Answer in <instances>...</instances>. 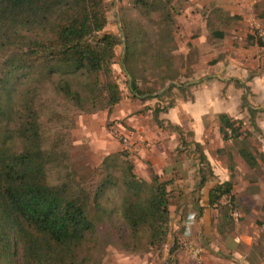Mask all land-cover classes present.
<instances>
[{
  "label": "trees",
  "instance_id": "1",
  "mask_svg": "<svg viewBox=\"0 0 264 264\" xmlns=\"http://www.w3.org/2000/svg\"><path fill=\"white\" fill-rule=\"evenodd\" d=\"M134 5L159 14L158 37L170 53L174 20L166 4L134 0ZM224 14L214 6L210 17L217 22L206 23L218 41L225 38ZM106 24L105 0H0V264H94L102 240L91 211L105 217L124 251L159 247L168 236L165 183L155 175L150 182L138 178L127 151L104 159L107 175L92 188L75 180L69 160L73 117L110 111L122 99L112 70L120 38L105 33ZM121 32L120 67L130 94L142 99L139 68L162 70L170 64L133 28L126 25ZM254 37L248 35L247 44L262 46ZM174 80L165 75L161 85ZM218 120L224 141L241 137L239 120L225 114ZM238 154L250 169L264 166L262 152L242 147ZM204 181L201 176L200 185ZM232 187L231 181L215 185L208 205L231 195ZM115 189L118 203L105 206L107 191Z\"/></svg>",
  "mask_w": 264,
  "mask_h": 264
},
{
  "label": "rangeland",
  "instance_id": "2",
  "mask_svg": "<svg viewBox=\"0 0 264 264\" xmlns=\"http://www.w3.org/2000/svg\"><path fill=\"white\" fill-rule=\"evenodd\" d=\"M161 1L174 20L170 44L174 49L170 53L158 37L157 12L147 14L134 5V0H105L107 24L104 32L120 38L112 70L122 99L110 111L79 113L73 117L69 160L75 180L86 182L92 188L107 175L102 166L104 159L121 150L127 151L138 178L150 182L155 175L159 182L165 183L170 211L168 236L159 247L140 245L135 252L124 251L105 217L91 211L102 240L92 261L94 264H264V166L259 164L250 169L238 154L242 147L253 153L264 147V133L250 124L252 115L244 109V101L250 97L243 94L238 111L229 116L242 123V134L237 141L222 139L219 120L214 116L218 122L215 130L206 132L203 141L197 143L189 127L181 128L165 118L171 108L162 112L164 107L171 105L173 108L180 101H191V90L197 88V84L209 82L211 75H220L223 83L228 74L217 68V62L224 60V54L218 53V49H223L225 42L233 41L231 37L238 41L232 45L235 50L243 47L241 38L246 39V35L254 32L252 19L259 15L249 14L244 27L239 18L225 13L220 20L226 37L218 41L210 37L206 28L207 21L209 27L217 22L210 17L214 5L204 4L201 0ZM261 3L255 7L264 11ZM126 25L143 41L161 49L166 56L163 60L170 64L162 70L149 66L139 68L138 87L146 92L142 99L130 94L128 77L120 67L125 44L121 29ZM230 25L236 26L235 29ZM260 28L264 30V26ZM254 40L264 45L258 36ZM256 57L257 69H263L259 54ZM255 69L248 74L255 73ZM168 74L174 75L175 80L166 81L162 86L161 82ZM234 82L231 92L228 87L220 92L222 103L238 91L240 84ZM183 83L190 84L181 88ZM255 107L264 109L260 105ZM258 118L263 119L264 113L253 115L254 122ZM169 124L179 129L170 128ZM201 176L205 177L203 185H200ZM226 181L233 184L231 195L223 196L215 206H209V190ZM116 191H107L108 201L102 200L105 206L111 205V201L118 203L120 194ZM188 222L191 224L186 225ZM117 230L125 236L123 228ZM190 247L199 251L196 258L188 253Z\"/></svg>",
  "mask_w": 264,
  "mask_h": 264
},
{
  "label": "crops",
  "instance_id": "3",
  "mask_svg": "<svg viewBox=\"0 0 264 264\" xmlns=\"http://www.w3.org/2000/svg\"><path fill=\"white\" fill-rule=\"evenodd\" d=\"M201 2L204 4L206 2L208 5L212 6L214 5L229 16L235 17L236 19L239 18V22L242 23L244 27L247 26L246 23H244L248 18L247 16L251 13H256L259 16L257 18L255 17L256 19H252V24H254L253 28L256 26H264V11L255 7L256 4L260 2L264 5V0H201ZM250 21L251 20H249V22ZM230 27L235 29L236 26L232 27L230 25ZM247 30L248 29H246V32ZM253 33L251 31L250 34ZM235 38L236 37H231L233 41H224V48L218 49V53L221 55L224 54V60L217 62V68L220 69V72L228 74V77H225L223 83L220 75H211L212 79H210L209 82L197 84V88L191 90V101H180L171 108L168 113H165V118L169 120L170 123L181 128L189 127L193 134V140L197 143L203 141L206 132L215 130L216 127L214 126L218 125L217 118L219 115L225 114L232 117L233 114L238 111L237 107L240 105V97L243 94H245V96L247 95L246 98L250 97L247 102H244L246 103L244 109L248 111L252 117L257 112L264 113V109L261 110L255 107L257 105L264 107V68L257 69L258 64H256V55L258 54L261 64H264V45L260 46V48L257 45H247L246 39L241 38L243 47L235 50L232 46L235 42H238ZM254 57H256V59H254ZM254 68H256V72L248 74V72H253L251 69L253 70ZM235 80L240 84L237 89L238 91L234 94H230L229 101L225 102L224 100L222 103L220 92L225 88L227 90V87L228 92H231L235 85ZM189 84L190 83H187V85ZM216 114L219 115L217 116ZM242 114L243 112L241 115ZM235 115L237 116L238 114ZM252 120L253 119L250 117V124L253 127L256 126L258 131L264 133V118H258L257 122ZM259 151L264 154V147Z\"/></svg>",
  "mask_w": 264,
  "mask_h": 264
},
{
  "label": "built area",
  "instance_id": "4",
  "mask_svg": "<svg viewBox=\"0 0 264 264\" xmlns=\"http://www.w3.org/2000/svg\"><path fill=\"white\" fill-rule=\"evenodd\" d=\"M254 35L257 37H259L261 40H263L264 41V30H262L260 27H258V26H256L255 28H254ZM128 147H126V149H127ZM191 224V222H188V223H186V225H190ZM186 228H188V227H186ZM186 230V229H185ZM185 234H186V231H185ZM198 250L197 249H194L193 247H190L189 249H188V253L193 257V258H196L197 257V255H198Z\"/></svg>",
  "mask_w": 264,
  "mask_h": 264
},
{
  "label": "water",
  "instance_id": "5",
  "mask_svg": "<svg viewBox=\"0 0 264 264\" xmlns=\"http://www.w3.org/2000/svg\"><path fill=\"white\" fill-rule=\"evenodd\" d=\"M123 44H124V41H123ZM124 51V50H123Z\"/></svg>",
  "mask_w": 264,
  "mask_h": 264
}]
</instances>
